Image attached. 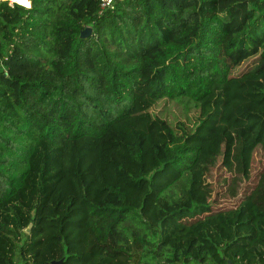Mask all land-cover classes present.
I'll use <instances>...</instances> for the list:
<instances>
[{
    "label": "trees",
    "instance_id": "1",
    "mask_svg": "<svg viewBox=\"0 0 264 264\" xmlns=\"http://www.w3.org/2000/svg\"><path fill=\"white\" fill-rule=\"evenodd\" d=\"M31 5L0 2V264H264V0Z\"/></svg>",
    "mask_w": 264,
    "mask_h": 264
},
{
    "label": "rangeland",
    "instance_id": "2",
    "mask_svg": "<svg viewBox=\"0 0 264 264\" xmlns=\"http://www.w3.org/2000/svg\"><path fill=\"white\" fill-rule=\"evenodd\" d=\"M230 177L234 180V183L231 180H228V184L224 179ZM241 177V174L237 172L234 168L226 169L225 173H223V178L221 184L216 187L212 186L210 193L211 195H218L217 199H214L215 207H230L234 203H236V199L239 195V185L237 183V179ZM234 184L236 186H234ZM217 193V194H216ZM237 196V197H236Z\"/></svg>",
    "mask_w": 264,
    "mask_h": 264
},
{
    "label": "water",
    "instance_id": "3",
    "mask_svg": "<svg viewBox=\"0 0 264 264\" xmlns=\"http://www.w3.org/2000/svg\"><path fill=\"white\" fill-rule=\"evenodd\" d=\"M92 32V28L89 25H86L80 32H79V37L80 38H85L89 36ZM31 223L28 224V226L25 229V232L28 233L30 231ZM62 259L59 260H52L50 264H60Z\"/></svg>",
    "mask_w": 264,
    "mask_h": 264
},
{
    "label": "clouds",
    "instance_id": "4",
    "mask_svg": "<svg viewBox=\"0 0 264 264\" xmlns=\"http://www.w3.org/2000/svg\"><path fill=\"white\" fill-rule=\"evenodd\" d=\"M0 2H4V0H0ZM9 7H13L15 5H21L25 8L31 9V0H7Z\"/></svg>",
    "mask_w": 264,
    "mask_h": 264
},
{
    "label": "built area",
    "instance_id": "5",
    "mask_svg": "<svg viewBox=\"0 0 264 264\" xmlns=\"http://www.w3.org/2000/svg\"><path fill=\"white\" fill-rule=\"evenodd\" d=\"M7 2V0H4ZM112 0H100V7L105 8L111 4ZM8 4V3H7ZM21 6V5H19ZM23 7V6H22ZM25 8V7H24Z\"/></svg>",
    "mask_w": 264,
    "mask_h": 264
}]
</instances>
